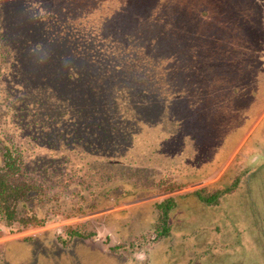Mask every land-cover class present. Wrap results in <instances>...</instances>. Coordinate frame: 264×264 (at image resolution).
Returning <instances> with one entry per match:
<instances>
[{
  "label": "rangeland",
  "instance_id": "1",
  "mask_svg": "<svg viewBox=\"0 0 264 264\" xmlns=\"http://www.w3.org/2000/svg\"><path fill=\"white\" fill-rule=\"evenodd\" d=\"M115 1L128 9L150 3L152 11L174 25L175 38L182 42H173V39L166 43L171 50L170 55L177 50L184 52L180 57H164L161 63H164L168 73L163 74L164 80L161 82L158 81L160 76H157V72L155 74V68L147 71V68L139 67L135 60L136 73L144 71L149 76L155 75L158 82L144 81L138 96L134 92L136 81L122 80L121 98L134 101L132 105H138L141 99L140 104L144 107L139 112L136 106L135 110L122 113L121 118L127 117L134 131L140 133L139 142L144 143V138H149L155 140L161 149L156 152L150 149L145 153L133 147L134 153L130 154L129 150L121 151L126 154L116 151L120 159L114 156L115 160L130 159L140 166L147 163L148 170L142 174L138 171L137 175V171L129 170L127 165H124L125 168L118 165L116 169L123 170L122 179L98 181L96 160L90 150L75 145L76 139H73L74 152L68 144L70 137L67 135L77 137L74 131L85 128V118H82V123L79 122L80 116L85 115H76L70 108L72 105L69 100L66 105L65 99L69 93L60 87L64 81L61 76L63 71L57 70L55 65H51L50 58L41 54L39 63L33 62L37 66L35 71L41 75L38 78L48 81L40 83L32 76L33 69L28 63L31 45L28 41H19V37L17 39L20 33L17 30L20 29L24 34L27 24H31L33 36L37 34L42 39L41 51L51 55L55 38H59L60 21L58 26H52L33 16V11H22L20 7L14 6L20 4L18 1L0 0V41H5L4 45L0 44V136L24 145L26 167L39 181H43L46 193L49 192L47 194L55 192L46 194L45 200L32 202L36 203L35 208L38 203L44 202L37 206L41 214L49 208L53 210L49 212L47 222L6 231L0 222V246L3 252L0 264H264V79L257 72L259 58L254 60L257 66L253 69L246 65V59L238 61L240 49L236 44L238 40L235 42L237 37L232 33L237 24H250L242 19L246 13L244 8L251 9L252 15V8L259 12L258 3L249 1L248 6L241 0ZM94 3L95 0H55V7L62 6L68 14V7L74 6L77 17L92 21L85 11ZM262 5L264 0L261 8ZM5 8L6 11L2 12ZM3 30L7 31L6 40L1 34ZM45 33L52 45L42 38L41 35ZM244 41L249 45L248 36L244 37ZM180 44L183 49L177 48ZM251 50L252 44L248 52ZM61 53L62 50H59V56ZM259 56L255 52L254 57ZM14 57L24 59V66H20ZM145 60L153 61L148 57ZM115 72L120 76L123 74L120 70ZM238 72L248 75L243 77L250 79L244 90L247 94L215 97V93L201 92L202 88L224 86V79L233 78ZM66 81L73 82L68 78ZM179 85L184 86V90L194 87L200 95L196 98L189 91H175ZM205 100L212 101V104L200 110L197 104ZM168 102L173 106V111ZM196 108L198 110L194 112ZM106 109L112 112V109ZM107 118L109 120V116ZM172 118L180 121L184 141L182 147L192 141H199V146L209 147L210 137L220 144L221 148L215 153V157L220 156V163L217 167L210 166L208 174H203L205 166L200 165L205 157L178 153L180 148L175 145L178 139L175 127L172 132L174 136L165 138V123ZM91 128L94 131L93 126ZM152 128H156L155 139L145 135ZM209 130L212 134L206 137ZM31 133L35 136H31ZM80 136L77 138H82L84 134ZM133 136L130 134L128 137ZM120 139V149L124 150L127 142H124V137ZM77 141L79 143V139ZM166 143L177 153L165 157L167 153L164 154V150L169 147ZM151 152L161 156L157 165L162 168L168 166L175 179H184L186 169L190 166L193 174L198 172L190 178L191 181L187 177L188 182L179 187L152 191L155 178L166 176L167 172L160 170L159 175L155 174V156L147 154ZM70 155L75 157L74 162ZM194 160L198 161L191 163ZM80 172H86L83 185L77 184L81 181L77 177ZM141 175L145 177L144 182L140 180ZM116 183L118 188L115 189L113 186ZM109 185L110 189L105 193ZM196 190L204 195L219 192L216 203L201 200ZM258 191L263 192V197L259 196ZM214 193L209 197L215 199ZM118 194L121 195L114 198ZM168 194H174V204L168 199L172 201V207L165 213L164 219L158 221L159 210L154 200ZM111 199H115V203L106 201ZM82 203H88L86 206H101L66 215ZM82 219L88 221L72 224V230L82 228L84 236H73L67 244L65 242L70 239L64 241L62 236L60 240L56 239V234L67 236L64 224ZM155 227L159 236L155 249H149L148 258L130 259L129 246H134L136 237L143 238V246L150 247L153 244L154 240L150 236ZM111 229V237L118 239L119 244H113L112 249L102 248L100 245H103L105 233ZM32 232L37 233L16 238ZM186 233L190 234L182 239ZM5 239L9 240L2 243ZM134 254L140 258L142 249Z\"/></svg>",
  "mask_w": 264,
  "mask_h": 264
},
{
  "label": "trees",
  "instance_id": "2",
  "mask_svg": "<svg viewBox=\"0 0 264 264\" xmlns=\"http://www.w3.org/2000/svg\"><path fill=\"white\" fill-rule=\"evenodd\" d=\"M16 1L20 4H15L14 6L20 7L22 11H33L35 14L33 16L37 19L40 18L45 20L46 23L52 26H58L60 21L59 38H55V45H52L51 40L46 38L47 33L41 35L43 39L46 41L48 40V42H50L49 44L53 46L51 55L41 51L43 46L42 39L37 37V34L33 36L31 24H27L24 34L20 29L17 30V32H20L18 33L17 39L19 37V41H28L31 45V57L28 63L33 69L32 76H34L40 83L48 81L46 78H38L41 75L35 71L37 66L33 62L39 63L41 54L49 57L52 61L51 65H55L57 70L61 69L63 71L61 76L64 81L63 85L61 84L60 87L62 88V91L65 89L64 92L67 91L69 93V97L65 99L66 105L67 100H69L72 105L70 108L75 111L76 115H85L80 116L79 119V122L82 123V118H85V128H78V132H80V134L83 133L84 136L82 138H77L81 136L76 131L74 132L77 134V137L66 134L70 137V142L68 144L73 148L71 151H75L73 139H76L74 140L75 145L78 144L79 146L90 150V154H92L96 160L95 171L99 173L96 176L99 177L98 181H105L107 178L113 179L112 181H117L120 178L122 179V177H124L123 170L116 169V166L118 165L123 168H125L124 165H127L129 170L132 169L133 171H137V175H139L138 171L142 174L145 170H148L149 165L147 163L146 165L140 166L135 164L134 160L130 159H127L126 161H123L122 158V161L115 160L118 157L116 151L121 152L129 150L128 154H130L134 153L133 147L144 150L145 153L150 149L153 152H156L157 150L160 151L161 149V146L155 144V140L152 141V139L149 138H144V143L139 142L141 137L139 138L138 134L140 133L134 131L133 126L130 125L131 123L126 120L127 117L121 118L123 115L122 113L131 112L135 110L136 106L139 112L144 107L140 104L142 103L141 99H139L138 105H132L134 102L133 100V102H131L129 101L130 99L125 100V98H121L120 94L123 92L121 81L124 79L136 81L134 92L138 96L142 91L144 81H157L155 75L149 76L144 74V71L142 72L143 74L136 73L135 60L138 61L137 64L139 67L145 69L147 68V71L155 68V74L157 72V76H160L158 77V81L161 82L164 80L163 74L168 72L164 67V63H161V61H163L164 57L168 55L170 57H180L184 52L183 50H177L175 53L170 55L171 50L166 43H170L173 39V42L182 43L179 39L175 38L177 35H175V32L173 31V29H175L174 25L172 23H168L167 19L159 17L155 11H152L150 3L146 5L143 4L139 8L133 7V9H128V7L119 6L115 0H95L94 5L85 11V14L90 15V18H92V21H88L83 19L82 16H76V8L74 6L68 7L70 9V13L68 14L63 11L62 6L56 8L55 0ZM249 1L253 2V4L258 3L259 12L252 8L251 15V9L248 7H246V9L244 8L246 13L242 19L246 23L250 22V24H237L234 32L232 33L235 35L234 37H237L235 38V42L238 40V43L236 42V44L240 49V57L238 61L246 59V65L253 69L257 66L254 64V60L259 58L257 72L258 74H262L264 79V5H262L261 8L262 0H241V2H244V4L246 3L248 6ZM5 11L6 8L2 12ZM253 17H258V19H254ZM246 25L249 26L247 27ZM240 26L244 27L241 28ZM1 34L6 40L7 31L3 30V33ZM246 36H248L249 45L244 41V37ZM241 37H243V40ZM35 39L36 42L34 41ZM59 39L60 42L58 41ZM4 42L5 41H0V44L4 45ZM251 44L253 46V50L248 52ZM36 46H38V48ZM182 47V44L177 46V48L183 49ZM59 50H62L60 56ZM232 50L235 51L234 48ZM255 52H258L260 56L254 57ZM155 56H157L156 60ZM146 57L152 58L153 61L148 62V60H145ZM16 61L20 62V66H24V59L16 58ZM158 61L159 63H157ZM260 69L263 71L259 72ZM25 70L30 73L26 67ZM116 70L122 71L123 74L120 76L117 72H115ZM240 74L241 73L238 72V74L233 78L224 79V86L220 85L219 87H216L215 85L209 88H202L201 92H209L211 94L215 93V97L247 94L244 90L247 84L250 83V79L248 80L243 77H248V75ZM28 76L30 75L28 74ZM50 78L53 79V81L55 80V78H52L51 76ZM66 78L70 79V82L71 80L73 82L68 83ZM130 85L133 86L132 84ZM67 87H69L70 90ZM160 87L162 88L164 86L160 85ZM174 90L179 92L185 90L189 91V93L194 95L196 98L200 95V93L197 94L198 91H196L194 87L185 88L184 90V86L179 85L176 86ZM127 91L125 94H127ZM131 93L134 94L132 91ZM211 104L212 101L209 102L205 100L198 102L197 105L200 110H203ZM169 105L172 107L173 111V106L170 103ZM107 107L112 109L111 113L108 109H106ZM244 107L246 106L244 105ZM101 109H103V111H100ZM197 110L198 109L196 108L194 112H197ZM64 111L67 112V109ZM108 116L109 120L107 118ZM119 116L121 120H117ZM168 121L169 122L165 123L164 126L165 138H171L174 136L172 132L175 127V132L178 137L175 145L180 148V151H178L179 154H197V156L205 157L203 160L204 162L200 163V165L202 164L205 166V169H202L203 174L209 173L210 170L208 168H211L210 166L217 167L220 163L218 162L220 156L218 158L215 157V153H218V149L221 148L218 141H213V137H210L211 146L209 147L199 146V141L189 142L188 145L182 147L184 141L182 129L179 126L180 121L174 118L168 119ZM91 126H93L94 131ZM156 128H152L150 132L145 133V135L155 139ZM130 134H133L134 138L128 137ZM211 134V130L207 131L206 137H209ZM30 135L35 136L33 133ZM229 136H231V134ZM121 137H124V142H127V146L124 150H121L119 146L122 142L120 139ZM36 138L38 137L36 136ZM78 139L79 143L77 141ZM166 145L169 147L164 150V154L167 153L165 157H169L170 154L177 153V151H174V148H172L170 144L166 143ZM118 148L119 150H117ZM153 152L147 154H152ZM121 154L126 153L121 152ZM0 155V222L6 227L5 231L6 229L21 230L26 226H35L47 222L50 217L49 212L53 210L49 208L50 210H45L44 213L41 214L37 206L42 205L44 202L42 204L38 203L36 208V203L32 202L45 200L46 197L44 198V196L49 192L46 193L43 181H39L36 176L32 174L31 170L26 167L25 164L27 155L24 153V145L22 146L20 142H14L13 140H8V138L0 136ZM114 156L116 158H114ZM153 156H155V174L159 175L160 170H165L167 172L166 176L155 178V188L152 189V191L155 192H158L160 188L162 190H167L179 187L184 183H187L188 178L189 181H191L190 178L194 175L196 176L198 172L197 169H199L197 168V172L193 174L192 168H190L191 166L189 165L190 167L186 169L187 174L185 178L182 180L175 179L173 173H170L171 170L168 166H164L162 168L157 165L161 156L157 154H154ZM70 157L72 158V162H74L75 157L71 155ZM197 161L198 160H194L191 163H195ZM85 174L86 172H80L77 174V177L79 176V180H81L77 183L78 185H83ZM106 174H108V176H106ZM141 177L142 178L140 180L144 182L145 177L142 175ZM140 180L137 179L136 181ZM118 183H116L113 188H118ZM109 187L110 185L106 189L105 193L108 189H110ZM103 188L104 187H102V189ZM258 192L259 196L263 197V192ZM54 193L55 192L52 194ZM197 193L198 197L207 203H216V197L219 194V192H212L204 195L201 194L200 190H196V194ZM213 193L215 194V199L209 197ZM120 195L121 194L115 195L114 198H117ZM255 196L258 197V194ZM172 197H174V194H168L163 196V198H155V202L153 201L154 205L159 210L160 218L164 217L165 213L171 209V202L173 201ZM168 199H171L172 201L170 202ZM106 201H108V203H115V199ZM164 203L166 204L165 207L163 206ZM86 205L82 203L79 208L74 209L69 214L66 213V215L83 213L88 209L101 206H91L92 204H89L88 206ZM87 221V219H82L78 222L64 224L63 228L65 229L67 236L56 234V239L60 240L62 237L64 241H66V239H70L65 242L67 244L71 241L73 236H84V232L81 230L82 228L72 230L74 227L72 224L78 225L79 223ZM67 229H69V231H67ZM37 232H32L16 238H26ZM9 239L3 240L2 243ZM0 259H3L1 246Z\"/></svg>",
  "mask_w": 264,
  "mask_h": 264
},
{
  "label": "flooded vegetation",
  "instance_id": "3",
  "mask_svg": "<svg viewBox=\"0 0 264 264\" xmlns=\"http://www.w3.org/2000/svg\"><path fill=\"white\" fill-rule=\"evenodd\" d=\"M155 216H156V213H155ZM163 218L164 217H162L160 219V217H159V220L158 221H161ZM169 228H170V226L167 229L168 232H169ZM112 231H113V229H111V231H109V232L107 230V232L105 233V236L103 238V245H100L99 243H97V244H99L102 248H106V249H112L113 244H119V240L118 239L111 237ZM152 232L153 233H152V235L150 237L154 241H153V244L150 245V247L143 246L142 245L143 238L141 236L136 237L137 240H136V242H134V246H129V248H130L129 249L130 259H132V260H137V259L138 260H144V259H147L148 258V255H150L149 254V249H152V250L155 249V246L154 245H155L156 240H157V238L159 236V232L157 231V228L156 227L154 228V231H152ZM161 232H162V230H161ZM123 233L126 235L125 231ZM189 234L190 233L184 234L185 236H183L182 239L186 238V236H188ZM141 249H142V256L140 258H137L134 253L140 251Z\"/></svg>",
  "mask_w": 264,
  "mask_h": 264
},
{
  "label": "water",
  "instance_id": "4",
  "mask_svg": "<svg viewBox=\"0 0 264 264\" xmlns=\"http://www.w3.org/2000/svg\"><path fill=\"white\" fill-rule=\"evenodd\" d=\"M93 237V236H92ZM91 237L87 238V240H89Z\"/></svg>",
  "mask_w": 264,
  "mask_h": 264
}]
</instances>
